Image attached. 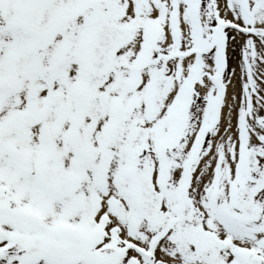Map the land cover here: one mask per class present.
<instances>
[{"label": "snow or ice", "instance_id": "snow-or-ice-1", "mask_svg": "<svg viewBox=\"0 0 264 264\" xmlns=\"http://www.w3.org/2000/svg\"><path fill=\"white\" fill-rule=\"evenodd\" d=\"M0 264H264V0H0Z\"/></svg>", "mask_w": 264, "mask_h": 264}]
</instances>
